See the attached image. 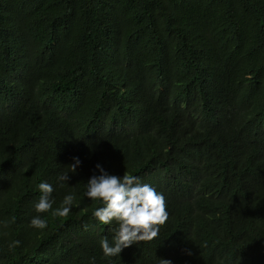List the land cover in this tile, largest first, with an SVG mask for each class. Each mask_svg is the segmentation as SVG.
Listing matches in <instances>:
<instances>
[{
	"label": "trees",
	"instance_id": "trees-1",
	"mask_svg": "<svg viewBox=\"0 0 264 264\" xmlns=\"http://www.w3.org/2000/svg\"><path fill=\"white\" fill-rule=\"evenodd\" d=\"M97 163L168 212L111 258L115 223L83 196ZM41 181L53 208L74 194L43 230L29 227ZM92 257L264 264V0H0V264Z\"/></svg>",
	"mask_w": 264,
	"mask_h": 264
},
{
	"label": "clouds",
	"instance_id": "clouds-1",
	"mask_svg": "<svg viewBox=\"0 0 264 264\" xmlns=\"http://www.w3.org/2000/svg\"><path fill=\"white\" fill-rule=\"evenodd\" d=\"M70 164L71 173H75L81 164L79 157H73ZM99 174H93L85 184L83 196L89 200L99 201L101 206L95 208L91 215L99 223L110 227L111 237L102 235L100 248L105 258L119 256L124 248L140 241H150L158 236L159 226L168 219L164 195L153 186L143 183L138 176L123 173L122 176L110 174L101 164L95 166ZM69 173L58 175L57 182L63 186L68 184ZM40 192L33 208L37 215L29 220V227L43 230L47 220L39 215L51 211L54 217H67L74 203V194H66L58 207L53 208L52 184L41 181ZM16 241L14 244H18ZM11 247V246H10ZM89 264H95L90 258ZM160 264H172L170 260L160 259Z\"/></svg>",
	"mask_w": 264,
	"mask_h": 264
}]
</instances>
